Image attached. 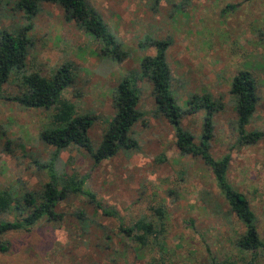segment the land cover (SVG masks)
<instances>
[{
    "label": "rangeland",
    "instance_id": "rangeland-1",
    "mask_svg": "<svg viewBox=\"0 0 264 264\" xmlns=\"http://www.w3.org/2000/svg\"><path fill=\"white\" fill-rule=\"evenodd\" d=\"M88 1L123 53L103 54L98 41L54 2H41L28 16L18 0H0V35L26 33L28 72L50 76L70 65L73 81L61 96L76 113L94 117L88 128L93 149L115 112L118 83L125 77L134 82L141 112L132 127L137 147L98 164L84 148L70 147L59 162L68 172L86 175V187L118 217L105 215L85 195L70 194L58 206L60 219L42 218L28 230L0 235L5 246L0 264H243L249 253L243 256L232 243L242 224L229 211L212 170L199 157L179 153L175 128L157 111L140 64L156 53V42H168L171 92L182 110L181 125L195 143L201 140L207 109L190 111L191 99L207 96L218 107L209 151L216 159L229 156L227 181L247 197L264 242V135L255 143H240L236 97L230 90L238 71L253 74L257 104L245 131L264 133V47L259 40L264 0ZM17 79L11 74L1 88L0 188L24 191L39 189L46 179L34 160H46L52 149L38 138L50 110L13 102L11 96L22 93ZM140 219L162 228L163 249L155 244L141 251L128 239L121 220L132 225ZM257 261L264 264V247Z\"/></svg>",
    "mask_w": 264,
    "mask_h": 264
},
{
    "label": "trees",
    "instance_id": "trees-1",
    "mask_svg": "<svg viewBox=\"0 0 264 264\" xmlns=\"http://www.w3.org/2000/svg\"><path fill=\"white\" fill-rule=\"evenodd\" d=\"M41 2L58 3L67 19L73 20L88 35L101 45V52L111 57L123 53L114 35L104 22L102 16L90 5L88 0H18L17 6L28 16L33 15ZM259 40L264 47V28L260 31ZM156 53L142 58L141 77L147 78L152 85L156 109L175 128L176 145L182 155H191L202 159L213 172L216 185L226 202L229 211L242 224L243 231L236 230L232 243L234 248L249 258L243 264H259L257 255L264 242L261 240L256 216L251 209L247 197L234 189L227 181L226 172L229 156L219 159L212 156L208 141L213 136L212 114L218 108L209 97H194L191 99L190 111H197L205 106L203 132L199 143H195L193 135L181 125L182 110L177 105L171 92L170 68L166 61L165 50L168 42H156ZM30 39L24 31L12 33L2 31L0 35V97L1 88L10 75L18 77L22 88L20 95L11 96L13 102L24 109L50 110L49 119L38 133L39 140L51 147L49 157L34 162L38 169L44 171L46 177L39 189L21 191L16 186L0 188V235L16 230H28L42 218L60 219L58 206L70 194L85 195L90 201L102 209L107 216L118 217L115 211L105 207L96 199V194L86 187V175L77 171L68 172L59 165L61 153L70 147L84 148L90 154L95 164L114 156L119 150H130L137 147V139L133 136L132 127L139 119L138 93L134 82L125 77L114 92L115 112L108 121V126L96 149L91 146L88 128L94 117L88 113H76L74 105L62 98V92L73 81L69 64H63L50 76L39 72H28L25 69ZM120 58V57H117ZM256 80L252 73L240 70L233 77L231 93L236 97V112L238 116V140L242 144L255 143L264 135L262 131H245L251 115L257 104ZM161 216V208L156 209ZM11 213L12 219H7ZM122 228L129 240L143 251L150 245L164 248V242L159 237L162 228H157L150 220L140 219L132 225L121 220ZM0 241V249H4ZM212 264H221L212 261ZM223 264V263H222Z\"/></svg>",
    "mask_w": 264,
    "mask_h": 264
}]
</instances>
